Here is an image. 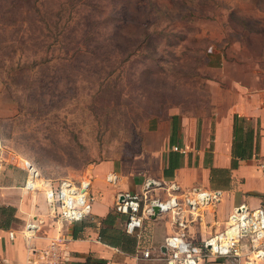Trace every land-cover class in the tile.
Instances as JSON below:
<instances>
[{"label": "rangeland", "instance_id": "1", "mask_svg": "<svg viewBox=\"0 0 264 264\" xmlns=\"http://www.w3.org/2000/svg\"><path fill=\"white\" fill-rule=\"evenodd\" d=\"M263 55L264 0H0V154L54 185L131 172L162 118L211 113L220 63Z\"/></svg>", "mask_w": 264, "mask_h": 264}, {"label": "crops", "instance_id": "2", "mask_svg": "<svg viewBox=\"0 0 264 264\" xmlns=\"http://www.w3.org/2000/svg\"><path fill=\"white\" fill-rule=\"evenodd\" d=\"M220 64L226 72L210 80L207 96L211 113L201 118L180 113L162 118L154 130H147L146 154L132 161L135 171L123 166L115 171L113 165L102 163L95 166L93 175L83 178L91 181L93 225L61 221L44 189L26 188L27 171L0 154V222L4 215L1 207L15 209V221L10 228L0 227V264H75L88 258L98 261L95 264H144L147 259L141 249L151 253L159 249L161 260L167 264L163 242L172 232V226L166 216L145 221L133 254L103 242L100 237L102 220L110 212L116 213L117 195L125 191L142 193L149 179L165 186L150 190L153 197H167L171 184L177 185L180 193L195 188L222 191L221 200L214 208L206 210L204 217L189 227L188 235L197 242L223 227L235 207L264 206V174L256 165L264 156V55ZM10 104L0 116L15 114ZM248 135L252 140V157L239 161L226 187L212 185V169L231 168L234 142L245 145L243 140ZM170 160L178 163L176 168L169 166ZM110 173L118 176L116 183L108 182ZM114 215V227L125 230L126 218ZM30 223L35 228L27 232ZM245 261L246 257L240 264ZM204 264H239V261L219 258ZM253 264H264V259Z\"/></svg>", "mask_w": 264, "mask_h": 264}, {"label": "built area", "instance_id": "3", "mask_svg": "<svg viewBox=\"0 0 264 264\" xmlns=\"http://www.w3.org/2000/svg\"><path fill=\"white\" fill-rule=\"evenodd\" d=\"M1 145V143H0ZM178 150V147H174ZM13 161L27 171L25 187L29 190L44 189L48 202L52 205L61 221L80 222L93 217V196L90 192L91 181L83 179L76 182L65 179L54 185L51 180L42 177L36 167L23 157L14 156ZM258 166L264 174V156L259 158ZM118 176L110 173L108 182L116 183ZM162 186L157 181L149 179L145 182L142 193L130 191L117 195L114 210L125 216V230L136 234L138 239L145 221L155 215L154 208H160L159 216H166L172 226L163 242L166 247L164 259L167 264H204L213 259H237L246 257V264L264 259V207H251L241 204L235 207L225 225L217 232L207 236L202 241H194L188 235L189 227L202 219L206 210L213 209L221 200L222 191L192 189L180 193V188L171 184L167 188V197H153L150 190ZM35 228L28 224L27 232ZM13 232L10 237L13 238ZM55 248L54 244L52 245ZM146 259L151 258V251L141 249Z\"/></svg>", "mask_w": 264, "mask_h": 264}, {"label": "trees", "instance_id": "4", "mask_svg": "<svg viewBox=\"0 0 264 264\" xmlns=\"http://www.w3.org/2000/svg\"><path fill=\"white\" fill-rule=\"evenodd\" d=\"M5 30L6 29H3L4 32ZM21 43L24 44L25 40L24 41L22 40ZM18 48L21 49V47H18ZM64 53L67 58V55L69 53L67 51H65ZM75 56L77 57V54ZM6 85L8 86L9 89L11 88L10 83H6ZM173 118L175 119L176 117L173 116ZM235 118L237 119V116ZM235 133H236V139H237V134L239 133H237V130L235 131ZM243 141L245 145L237 144V140L236 142H234L233 149H232L233 158L231 162V168H213L212 169V180H211L212 185L216 187H221V188L223 186L226 187L231 181V171L233 169H236L239 166V161L244 160V159H249L252 157L251 136L248 135V137ZM177 165L178 163L173 164L172 161L170 160L169 166L172 169L176 168ZM165 172L167 173L166 170ZM1 209L4 215H2L0 227L9 229L12 223L15 221V209L13 207H1ZM114 214H118V213L110 212L109 215L105 219H103L101 222L100 237L102 241L112 246H118L120 249H122L126 253H130V254L135 253V250L138 245L137 235L129 234L124 229L114 227V222H113V218L115 217ZM121 216L125 217L123 215ZM81 223L83 224V226H90L94 224V222L91 221L90 218H86ZM97 262L98 261L96 260L88 258L86 262H83V263L78 262L75 264H95Z\"/></svg>", "mask_w": 264, "mask_h": 264}, {"label": "water", "instance_id": "5", "mask_svg": "<svg viewBox=\"0 0 264 264\" xmlns=\"http://www.w3.org/2000/svg\"><path fill=\"white\" fill-rule=\"evenodd\" d=\"M154 210H155V215L153 216V218H156L158 216V214L160 213V208L158 206H156L154 208ZM163 251H166V247L165 246H163Z\"/></svg>", "mask_w": 264, "mask_h": 264}]
</instances>
